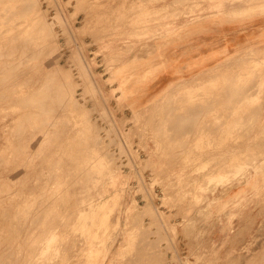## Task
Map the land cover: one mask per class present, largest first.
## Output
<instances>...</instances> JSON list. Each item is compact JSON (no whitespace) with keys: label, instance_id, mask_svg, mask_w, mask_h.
I'll use <instances>...</instances> for the list:
<instances>
[{"label":"rangeland","instance_id":"1","mask_svg":"<svg viewBox=\"0 0 264 264\" xmlns=\"http://www.w3.org/2000/svg\"><path fill=\"white\" fill-rule=\"evenodd\" d=\"M177 1L0 0V264H264V137L249 131L253 108L264 107V60L252 49L227 52L207 73H191L189 87H159L147 62L178 19L238 16L230 2L242 0ZM247 2L264 10V0ZM26 18L19 35L13 28ZM196 214L207 218L200 233L189 232Z\"/></svg>","mask_w":264,"mask_h":264},{"label":"crops","instance_id":"2","mask_svg":"<svg viewBox=\"0 0 264 264\" xmlns=\"http://www.w3.org/2000/svg\"><path fill=\"white\" fill-rule=\"evenodd\" d=\"M230 3L231 8H235L240 15L227 17L214 13V15L194 19L183 17L178 19L176 31L173 29L172 33L171 30L167 32L165 47L154 51L150 56L153 59L147 62V64L156 65L155 72L158 70L159 87H189L191 81L186 78L191 73L200 74L216 67L218 60L222 59L227 52L234 56L244 53L243 50L252 49L258 59L264 60V10L250 11L247 0ZM245 10L247 11L243 12ZM158 55L162 56L159 61L160 67L155 61ZM261 71L264 72V70ZM252 111L256 127L249 130L250 135L264 137V107L262 114L260 108H253ZM260 114L261 119L258 117ZM257 146L260 145L255 147ZM230 191L237 192L238 187L235 186ZM207 216L210 218L212 215ZM194 218L195 224L190 226L193 228L189 232L200 233L206 227L207 218H204L202 214H196ZM243 224L239 221L237 227L248 225ZM216 235L217 238H221L223 234L217 230Z\"/></svg>","mask_w":264,"mask_h":264},{"label":"bare ground","instance_id":"3","mask_svg":"<svg viewBox=\"0 0 264 264\" xmlns=\"http://www.w3.org/2000/svg\"><path fill=\"white\" fill-rule=\"evenodd\" d=\"M2 1H3V0H1V3H2ZM16 1H17V0H16ZM24 1H25V0H24ZM26 1H27V0H26ZM174 1H175V0H174ZM178 1H180V0H178ZM178 1H177V3H178ZM20 2H21V1H20ZM22 2H23V1H22ZM35 2H36V1H35ZM7 3H8V2L6 1V5H7ZM27 3H28V2H27ZM16 4H17V3H16ZM18 4H19V3H18ZM18 4H17V5H18ZM31 4H32V2H31ZM2 5H3V3H2ZM2 5H1V7H2ZM21 5H22V4H21ZM21 5H20V6H21ZM32 7H33V6H31V10H32ZM36 7H37V6H36ZM2 8H3V7H2ZM16 8H17V6H16ZM23 8H24V7H23ZM25 8L27 9V7H25ZM25 8H24V11H25ZM38 8H39V7H38ZM36 9H37V8H36ZM36 9H35V11H36ZM3 10H4V9H3ZM12 10H14V9L12 8ZM15 10H16V9H15ZM22 10H23V9H22ZM27 10H28V9H27ZM24 11H23V12H24ZM9 12H11V11H9ZM12 12H14V11H12ZM20 12H21V11H20ZM3 13H4V11H3ZM0 14H1V13H0ZM6 14H7V13H6ZM16 14L19 15L20 13L18 14V13H17V10H16ZM174 14H175V13H174ZM4 15H5V14H4ZM7 15H9V14H7ZM7 15H6V17H7ZM21 15H22V14H21ZM21 15H20V16H21ZM36 15H37V14H36ZM2 17H3V15H2ZM17 18H18V16H17ZM23 18H24V17H23ZM29 18H30V17H29ZM3 19H4V18H3ZM5 19H6V18H5ZM5 19H4V22H5ZM19 19H20V18H19ZM21 19H22V17H21ZM41 19H42V18H41ZM16 20H17V19H16ZM28 20H29L28 18H26V19L24 20V25L22 26V28L16 27V28H13V29H15V31H17V32H19L18 30H21V29H22V30H25V31L27 32V30H28L27 28H28V26H29V22H30V20H29V21H28ZM33 20H34V19H33ZM8 21H9V20H8ZM8 21H7V22H8ZM19 21H21V20H18V21H17V24H18ZM31 21H32V20H31ZM7 22H6L5 25H8L9 22H8V23H7ZM45 23H46V22H45ZM20 24H21V23H20ZM33 24H35V23L31 22L30 26H32ZM43 24H44V23H43ZM43 24H42V25H43ZM9 25H10V27H11V22L9 23ZM9 25H8V26H9ZM39 25H40V24H39ZM2 26H3V25H2ZM8 26H7V29H8ZM34 26H35V25H34ZM37 27H38V26H37ZM32 28H34V27L32 26ZM32 28H31V29H32ZM40 28H41V25H40ZM9 29H10V28H9ZM9 29H8V30H9ZM11 29H12V28H11ZM29 29H30V28H29ZM34 29H35V28H34ZM22 30H21V31H22ZM38 30H39V29H38ZM50 30H51V29H50ZM13 31H14V30H13ZM29 31H30V30H29ZM29 31H28V32H29ZM2 32H3V30H2ZM2 32H1V34H2ZM31 32H33V30H32ZM34 32H35V31H34ZM13 33H14V32H13ZM37 33H38V31H37ZM47 33H48V31H47ZM20 34H21V32H19V35H20ZM30 35H31V34H29V37H30ZM34 35H35V34H34ZM34 35H33V39H34ZM51 35H52V34H51ZM0 36H1V35H0ZM25 36H26V35H24V37H25ZM31 36H32V35H31ZM39 36H40V34H39ZM48 36H49V34L47 35V37H48ZM10 37H11V36H10ZM15 37H16V34H15ZM41 37H42V36H41ZM47 37H46V38H47ZM50 37H51V36H50ZM0 38H1V37H0ZM13 38H14V37H13ZM13 38L11 37V39H13ZM18 38H19V37H18ZM25 38H26V37H25ZM27 38H28V37H27ZM53 38H54V37H53ZM9 39H10V38H9ZM22 39H23V38H22ZM4 40H5V42H6V39H4ZM23 40H24V39H23ZM37 40H38V37H37ZM45 40H46V39H45ZM19 41H20V40H19ZM27 41H28V40H27ZM27 41H25V42H27ZM29 41H30V40H29ZM39 41L42 42V40H38V43H39ZM52 41H53V40H52ZM54 41H55V40H54ZM10 42L12 43V40H10ZM31 42H33V40H32ZM8 43H9V41H8ZM5 44H6V43H5ZM12 44H13V43H12ZM14 44H15V43H14ZM22 44H23V43H22ZM22 44H21V45H22ZM28 44H29V42H28ZM46 44H47V42L45 43V46H46ZM2 45H4V44L2 43ZM33 45H34V44H33ZM54 45H55V43H54ZM28 46H29V45H28ZM37 46H38V45H37ZM16 47H17V46H16ZM24 47H25V46H24ZM32 47H33V46H32ZM51 47H52V46H51ZM22 48H23V47H22ZM27 48H28V47H27ZM41 48H42V47H41ZM41 48H40V49H41ZM38 49H39V48H38ZM40 49H39V52H40ZM44 49H45V48H44ZM44 49H43V50H44ZM244 49H245V48H244ZM23 50H24V48H23ZM45 50H46V49H45ZM50 50H51V49H50ZM8 51H9V50H8ZM15 51H16V50H15ZM32 51H34V50H32ZM46 51H47V50H46ZM9 52H10V51H9ZM37 53H38V50H37ZM40 53H41V52H40ZM46 53H47V52H46ZM10 54H11V52H10ZM12 54H13V52H12ZM7 55H8V54H7ZM14 55H15V54H14ZM40 55H41V54H40ZM8 56H9V55H8ZM37 56H38V55H37ZM26 57H27V56H26ZM39 57H40V56H39ZM3 58H5V57H3ZM6 58H7V56H6ZM16 58H17V56H16ZM16 58H15V59H16ZM24 58H25V57H24ZM35 58H36V55H35ZM227 58H229V57H227ZM25 59H26V58H25ZM30 59H31V58H30ZM3 60H4V59H3ZM20 60H21V59H20ZM26 60H27V59H26ZM40 60H41V59H40ZM224 60H225V59H224ZM22 61H23V60H22ZM222 61H223V60H222ZM11 62H12V61H11ZM25 62H26V61H25ZM219 62H220V61H219ZM225 62H226V61H225ZM7 63H8V62H7ZM12 63H13V62H12ZM17 63H18V62H17ZM20 63H21V62H20ZM27 63H29L28 60H27ZM4 64H5V63H4ZM4 64H3V62H2V66H3ZM9 64H10V63H9ZM11 65H12V64H11ZM18 65H19V64H18ZM34 65H35V64H34ZM13 66H14V65H12V67H13ZM16 67H17V66H16ZM25 67H26V66H25ZM29 67H30V66H29ZM0 68H1V67H0ZM7 68H8V67L6 66L5 71H6ZM9 68H10V67H9ZM14 68H15V67H14ZM15 69H16V68H15ZM22 69H23V68H22ZM24 69H25V68H24ZM215 69H217V68H215ZM26 70H27V69H26ZM208 70H209V69H208ZM211 70H212V69H211ZM211 70H210V71H211ZM5 71H3V72H5ZM205 71H206V70H205ZM6 72H7V71H6ZM1 73H2V72H1ZM1 73H0V74H1ZM7 73H9V72H7ZM12 73H13V72H12ZM206 73H207V71H206ZM5 74H6V73H5ZM45 74H46V73H45ZM204 74H205V73H204ZM12 75H13V74H12ZM18 75H19V74H18ZM205 75H206V74H205ZM2 78H3V77H2ZM15 79H16V78H15ZM194 79H196V78H194ZM197 79H199V77H198ZM13 80H14V79H13ZM42 81H43V80H42ZM47 81H48V80H47ZM43 82H44V81H43ZM183 82H184V81H183ZM192 82H193V81H192ZM185 83H187V82H185ZM188 83H189V82H188ZM15 84H16V83H15ZM20 85L22 86V84H20ZM42 85H45V82H44ZM47 85H48V84H47ZM11 86H12V85H11ZM21 86H20V87H21ZM9 87H10V86H9ZM17 87H19V86H17ZM39 87H40V83H39ZM40 88H41V87H40ZM33 90H35V89H33ZM59 90H60V89H59ZM61 90H63V89H61ZM64 90H65V88H64ZM238 90H239V89H238ZM40 91H41V93H42L43 90L40 89L39 92H40ZM227 91H228V89H227ZM233 91H234V90H233ZM0 92H1V89H0ZM8 92H9V91H8ZM16 92H17V90H16ZM44 92H45V91H44ZM47 92H48V91H47ZM27 93H28V92H27ZM34 93H35V92H34ZM5 94H6V93H5ZM29 94H31V93H28V95H29ZM42 94H43V93H42ZM0 95H1V94H0ZM38 95H39V94H38ZM49 95H50V94H49ZM191 95H192V94H191ZM191 95H190V96H191ZM41 96H42V95H41ZM45 96H46V95H45ZM66 96H68V95H66ZM0 97H1V96H0ZM3 97H4V96H3ZM63 97H65V96H62V98H63ZM68 97H69V96H68ZM16 98H17V97H16ZM31 98H32V97H31ZM35 98H36V97H35ZM35 98H34V100H35ZM45 98H46V97H45ZM59 98H60V96H59ZM0 99H1V98H0ZM23 99H24V98H23ZM28 99H29V98H28ZM60 99H61V98H60ZM65 99H67V98L65 97ZM47 100H48V98H47ZM49 100H50V99H49ZM49 100H48V101H49ZM69 100H70V98H69ZM26 101H27V100H26ZM67 101H68V100H66L65 102L67 103ZM72 101H74V100H72ZM17 102H18V101H16V103H17ZM28 102H30V101L28 100ZM36 102H37V101H36ZM63 102H64V101H62V103H63ZM165 102H166V101H165ZM11 103H12V102H11ZM31 103H32V102H31ZM46 103H47V101H46ZM49 103H52V102L49 101ZM62 103L60 102V104H62ZM163 103H164V102H163ZM187 103H188V100H187ZM6 104H7V103H6ZM23 104H24V102H23ZM28 104H29V103H27V105H28ZM63 104H64V103H63ZM71 104H73V103H71ZM20 105H21V104H20ZM253 105H254V104H253ZM31 106H32V104H31ZM33 106H34V105H33ZM255 106H256V105H255ZM10 107H11V106H10ZM10 107H9V108H10ZM25 107H26V106H25ZM41 107H42V106L40 105V108H41ZM194 107H195V106H194ZM7 108H8V107H7ZM14 108H15V107H14ZM17 108H18V107H17ZM42 108H43V107H42ZM4 109H6V107H5ZM34 109H35V107H34ZM186 109H187V108H186ZM250 109H251V107L249 108V110H250ZM1 110H2V109H1ZM1 110H0V112H1ZM47 110H48V109H47ZM194 110H195V109H194ZM176 111H177V109H176ZM38 112H39V110H38ZM41 112H42V111H41ZM184 112H185V110H184ZM189 112H190V111H189ZM247 112H248V111H247ZM31 113H32V112H31ZM35 113H36V112H34V114H35ZM42 113H43V112H42ZM175 113H176V112H175ZM193 113H194V112H193ZM200 113H201V111H200ZM203 113H204V112H203ZM23 114H24V113H23ZM27 114H28V113H27ZM40 114H41V113H40ZM45 114H47V113L45 112L44 115H45ZM187 114H188V113H187ZM205 114H206V113H205ZM247 114H248V113H247ZM35 115H36V114H35ZM37 115H39V114L37 113ZM37 115H36V117H37ZM169 115H170V114H169ZM24 116H25V115H24ZM24 116H23V117H24ZM30 117H31V114H30ZM32 117H33V116H32ZM258 117H259V116H258ZM17 118H18V117H17ZM17 118H16V119H17ZM42 118H43V117H42ZM42 118H41V119H42ZM168 118H169V117H168ZM16 119H15V120H16ZM19 119H20V118H19ZM30 119H31V118H30ZM39 119H40V117H39ZM178 119H179V118H178ZM23 120H25V118H24ZM32 120H33V119H32ZM180 120H181V119H180ZM187 120H188V119H187ZM189 120H192V119H189ZM235 120H236V119H235ZM18 121H19V120H17V122H18ZM193 121H195V120H193ZM196 121H197V120H196ZM255 121H256V120H255ZM21 122H22V119H21ZM40 122H41V121H40ZM181 122H182V121H181ZM186 122H187V121H186ZM236 122H237V121H236ZM24 123H26V120H25V122H23V124H24ZM27 123H28V122H27ZM27 123H26V124H27ZM36 123H37V122H36ZM38 123H39V121H38ZM171 123H172V122H171ZM182 123H183V122H182ZM194 123H195V122H194ZM208 123H209V121H208ZM246 123H247V122H246ZM172 124H173V123H172ZM178 124H179V123H178ZM21 125H22V124H21ZM52 125H53V123H52ZM174 125H175V124H174ZM181 125H182V124H181ZM189 125H190V123H189ZM30 126H31V125H30ZM50 126H51V125H50ZM177 126H178V125H177ZM182 126H183V125H182ZM190 126H191V125H190ZM20 127H21V126H20ZM38 127H39V125H38ZM180 127H181V126H180ZM185 127H187V126H185ZM14 128L16 129V127H14ZM22 128H23V127H22ZM36 128H37V127H36ZM86 128H87V127H86ZM88 128H89V126H88ZM39 129H40V127H39ZM37 130H38V129H37ZM91 130H92V128H91ZM173 130H174V129H173ZM21 131H24V132H25V130H21ZM92 131H93V130H92ZM27 132H28V131H27ZM15 133H16V130H15ZM35 133H36V134H35V135H36V138H38L40 135L38 136V135H37V132H35ZM40 133H41V132H40ZM180 133H181V132H180ZM183 133H184V132H183ZM186 133H187V132H186ZM190 133H191V132H190ZM13 134H14V133H13ZM21 134H22V132H21ZM38 134H39V132H38ZM31 135H32V136H30V137L32 138V137L34 136V133L31 134ZM170 135H172V134H170ZM173 135H174V134H173ZM182 135H183V134H182ZM18 136H19V135H18ZM86 136L88 137V135H86ZM176 136H177V135H176ZM178 136H179V135H178ZM180 136H181V134H180ZM180 136H179V137H180ZM19 137H21V135H20ZM49 137H51V136H49ZM33 138L35 139V137H33ZM90 138H91V137H90ZM175 138H176V137H175ZM95 139H96V138H95ZM170 139H171V137H170ZM173 139H174V138H173ZM168 140H169V139H168ZM43 141H44V140H43ZM45 141H46V140H45ZM92 141H93V137H92ZM92 141L90 142V140H89V142L91 143V145H92V143H93ZM171 141H172V140H171ZM171 141H170V142H171ZM10 142H11V141H10ZM172 142H173V141H172ZM11 143H12V142H11ZM18 143H19V142H17V144H18ZM183 143H184V142H183ZM39 144H40V143H39ZM55 144H56V143H55ZM21 145H22V144H21ZM24 145H25V144H24ZM35 145H36V144H35ZM56 145H57V144H56ZM93 145H94V144H93ZM182 145H183V144H182ZM6 147H7V145H6ZM6 147H4V150H5ZM19 147H21V146H19ZM36 147H37V146H36ZM8 148H9V147H8ZM10 148H11V147H10ZM181 148H182V147H181ZM187 148H188V147H187ZM14 149H16V148H14ZM25 149H26V148H25ZM33 149H34V148H33ZM72 149H73V148H72ZM94 149H95V147H94ZM16 150L18 151V148H17ZM80 150H81V149H80ZM83 150H85V149L83 148ZM86 150H87V149H86ZM23 151H24V150H23ZM38 151H39V150H38ZM38 151H37V152H38ZM42 151H43V150H42ZM68 151H69V149H68ZM81 151H82V150H81ZM96 151H98L97 148H96ZM86 152H87V151H86ZM89 152H90V155L93 154V153L91 154V151H89ZM21 153H22V152H21ZM65 153H66V152H65ZM82 153H83V152H82ZM29 154H30V153H29ZM68 154H69V153H68ZM97 154H98V153H97ZM5 155H6V154H5ZM7 155H8V154H7ZM60 155H62L61 152H60ZM84 155H85V153H84ZM84 155H83V156H84ZM90 155H89V158L91 159V156H90ZM176 155H177V154H176ZM87 156H88V155H87ZM92 156H93V155H92ZM171 156H172V155H171ZM3 157H4V156H3ZM5 157H6V156H5ZM36 157H37V155H36ZM16 158H17V157H16ZM96 158H97V157H96ZM1 159H2V158H1ZM10 159H11V158H10ZM83 159H84V158H83ZM97 159H98V158H97ZM97 159L94 158L95 161H96ZM64 160H66V159H64ZM88 160H89V159H88ZM94 160H93V162L95 163ZM98 160H99V159H98ZM86 161H87V159H86ZM90 161H92V160H90ZM100 161H101V160H100ZM100 161H99V162H100ZM102 161H103V160H102ZM102 161H101L100 163H98V164H101ZM3 162H4V161H3ZM77 162H79V161H77ZM81 162H82V161L80 160V163H81ZM87 162H88V161H87ZM97 162H98V161H97ZM105 162H108V160H106ZM111 162H112V161H111ZM111 162H110V163H111ZM15 163H16V162H15ZM75 163H76V162H75ZM82 163H84V162H82ZM71 164H72V163H71ZM20 165H21V164H20ZM93 165H94V164H93ZM104 165L106 166V164H104ZM21 166H22V165H21ZM68 166H69V165H68ZM96 166H97V163H96ZM96 166H95V168H96ZM101 166H102V167H101V173L104 171L103 173H105L106 175L108 174L107 176H109V178H110V180H111V183L114 184V181H115L116 179H118V178L116 177L117 175H116L115 173L110 172V171L113 170V169H109V170H107V173H106L105 168L103 167V164H102ZM74 167H75V166H74ZM87 167H88V165H87ZM106 167H108V166H106ZM20 168H21V167H20ZM52 168H53V167H52ZM67 168H69V167H67ZM115 168H116V167H115ZM169 168H170V167H169ZM70 169H71V168H70ZM88 169H89V167H88ZM107 169H108V168H107ZM64 170H65V168H64ZM72 170H73V169H72ZM80 170H82V169H79V175H80ZM89 170H90V169H89ZM96 170H99V168L96 169ZM96 170H95V171H96ZM69 171H70V170H69ZM91 171H92V170H91ZM113 171H114V170H113ZM191 171H192V170H191ZM60 172H61V171H60ZM66 172H67V171H66ZM81 173H82V175H81L79 178H81L82 181H83L84 177H86V175H85L84 177H82V176L85 174V171H82ZM83 173H84V174H83ZM99 173H100V171H99ZM99 173H98V175H99ZM70 174H71V172H70ZM75 174L77 175V173H75ZM88 174H89V173H88ZM88 174H87V175H88ZM96 174H97V172H96ZM96 174H95V176H96ZM105 174H104V175H105ZM189 174H190V172H189ZM182 175H183V174H182ZM52 176H53V175H52ZM66 176H67V175H66ZM70 176H71V175H70ZM93 176H94V175H93ZM44 177H45V176H44ZM98 177H99V176H97V178H98ZM168 177H169V176H168ZM75 178H76V177H75ZM88 178H89V177H88ZM88 178H87V179H88ZM46 179H47V178H46ZM77 179H78V178H77ZM90 179H91V178H90ZM93 179H96V178H93ZM43 181H44V180H43ZM82 181H81V182H82ZM96 181H97V180H95V183H96ZM99 181H102V180H99ZM47 182H48V181H47ZM56 182H57V181H56ZM66 182H67V181H66ZM70 183H71V182H70ZM83 183H85V182H83ZM92 183H93V182H92ZM92 183H91V185H92ZM1 184H2V183H1ZM40 184H41V183H40ZM51 184H52V183H51ZM53 184H54V183H53ZM66 184H67V183H66ZM78 184H82V183L79 182ZM97 184H99V183H97ZM107 184H108V182H107ZM109 184H110V182H109ZM42 185H43V184H42ZM44 185H45V182H44ZM76 185H77V184H76ZM76 185H75V186H76ZM93 185H94V184H93ZM93 185H92V186H93ZM57 186H58V185H57ZM68 186H69V185H68ZM73 186H74V184H73ZM86 186H87V185H86ZM49 187H50V186H49ZM63 187H64V186H63ZM65 187H66V186H65ZM69 187H70V186H69ZM77 187H78V189H79V187H80L81 190H83V188L85 187V184H84L83 187H82L81 185H79V186H77ZM5 188H6V187H5ZM40 189H41V187H40ZM56 189H57V187H56ZM56 189H55V190H56ZM69 189H71V191H72V189L74 190L75 188L72 187V188H69ZM94 189H95V188H94ZM0 190H1V189H0ZM55 190H54V191H55ZM85 190H86V188H84V190L81 191V192H84ZM66 191L68 192V189H67ZM76 191H77V189H76ZM86 191L88 192V189H87ZM67 192H66V194H67ZM69 192H70V190H69ZM64 193H65V192H64ZM74 193H75V191H74ZM77 193H78V192H77ZM84 193H85V192H84ZM84 193H81V194H84ZM69 194H71V193H69ZM81 194H80V196H81ZM41 195H42V194H41ZM39 196H40V194H39ZM39 196H38V197H39ZM48 196H49V195H48ZM65 196H66V195H65ZM82 196H83V195H82ZM90 196H91V195H90ZM71 197H72V195L70 196V198H71ZM46 198H47V197H46ZM59 198H60V197H59ZM62 198H63V197H62ZM64 198H65V197H64ZM67 198L69 199V195H68V197H66V201H67ZM76 198H77V197H76ZM6 199H7V198H6ZM11 199H12V198H11ZM33 199H34V198H33ZM48 199H49V197H48ZM50 199H51V198H50ZM77 199H78V198H77ZM82 199H84V196L82 197ZM35 200H36V198H35ZM44 200H45V198H44ZM80 200H81V198H80ZM45 201H46V200H45ZM50 201L52 202V200H50ZM63 201H64V199H63ZM75 201H76V200H75ZM31 202H32V201H31ZM61 202H62V201H61ZM78 202H81V201H78ZM78 202H77V203H78ZM82 202H83V200H82ZM44 203H45V202H44ZM30 204H31V203H30ZM34 204H35V203H34ZM40 204H42V203H40ZM46 204H47V203H46ZM51 204H52V203H51ZM83 204H84V202H83ZM85 204H86V202H85ZM61 205H63V204H61ZM70 205H71V204H70ZM73 205H74V203H73ZM40 206H41V205H40ZM71 206H72V205H71ZM71 206H70V207H71ZM77 206H78V208H79L80 205L77 204ZM77 206H76V208H77ZM28 207H29V205H28ZM28 207H27V209H28ZM43 207H44V206H43ZM45 207H47V206H45ZM36 208H37V207H36ZM36 208H35V209H36ZM76 208H75V210H76ZM78 208H77V209H78ZM80 208H81V207H80ZM80 208H79V210H80ZM92 208H93V205L91 204V205L89 206V211H90ZM42 209H43V208H42ZM42 209H41V210H42ZM71 209H72V208H71ZM81 209H82V208H81ZM24 210H26V209H24ZM29 210H30V208H29ZM43 210H44V209H43ZM68 210H70V209H68ZM38 211H39V209H38ZM44 211H45V210H44ZM44 211H43V212H44ZM73 211H74V209H73ZM28 212H29V211H28ZM52 212H53V211H52ZM35 213L38 214L39 212L36 211ZM41 213H42V212H41ZM44 213H45V212H44ZM56 213H57V212H56ZM60 213H61V211H60ZM76 213H77V212H76ZM23 214H24V216L26 215L24 212H23ZM49 214H50V213H49ZM71 214H72V213H71ZM134 214H135V213H134ZM154 214H155V213H153V215H154ZM28 215H29V214H28ZM42 215H43V214H42ZM44 215H48V214H44ZM51 216H52V214H51ZM72 216H73V215H72ZM72 216H71V217H72ZM131 216H132V215H131ZM155 216L157 217V215H155ZM155 216H152V215H151V217H153V218H154ZM13 217H14V216H12L11 218H13ZM17 217H18V215H17ZM39 217H40V215H39ZM43 217H44V216H43ZM47 217H48V216H47ZM66 217H67V220H69V217H70V216H66ZM135 217H136V216H135ZM14 218H15V217H14ZM34 218H36V217H34ZM51 218H52V217H51ZM132 218H134V216H133ZM153 218H152V219H153ZM40 219H41V218H40ZM46 219H47V218H46ZM54 219H55V218H54ZM134 219H135V218H134ZM156 219L159 221V218H158V217H157ZM36 220H37V219H36ZM42 220H43V219H42ZM137 220H138V219H137ZM154 220H155V219H154ZM46 221H47V220H46ZM65 221H66V220H65ZM65 221H64V222H65ZM134 221H136V220H134ZM138 221H139V220H138ZM35 222H36V221H34V223H35ZM67 222H68V221H67ZM159 222H160V221H159ZM34 223H33V224H34ZM37 223H38V222H37ZM44 223H45V222H43V224H44ZM53 223H54V222H53ZM59 223H60V222H59ZM140 223H141V222H140ZM16 224H17V223H16ZM31 224H32V223H31ZM40 224H41V223H38V225H40ZM49 224L52 225V222L49 223ZM60 224H61V223H60ZM64 224H65V223H64ZM130 224H131V223H130ZM138 224H139V223H138ZM138 224L136 225L137 227H138ZM44 225H45V224H44ZM55 225H56V223H55ZM57 225H58V223H57ZM16 226H17V225H16ZM53 226H54V225H53ZM62 226H63V225H62ZM131 226H132V225H131ZM9 227H10V226H9ZM47 227H48V229L50 228V226H48V224H47ZM55 227H56V226H54V229H55ZM134 227H135V226H134ZM44 228H45V227H44ZM44 228H43V229H44ZM135 228H136V227H135ZM144 228H145V227H144ZM7 229H8V228H7ZM27 229H28V228H27ZM36 229H38V228H36ZM132 229H134V228H132ZM140 229H141V228H140ZM148 229H149V228H148ZM11 230H12V229H11ZM52 230H53V229H51V231H52ZM135 230H136V229H135ZM34 231H35V229H34ZM44 231H45V230H44ZM49 231H50V230H49ZM54 231H56V229H55ZM144 231H145V230H143V232H142L143 234H142V235H145V234H144V233H145ZM147 231H148V230H146V232H147ZM1 232H2V231H1ZM37 232H38V231H37ZM52 232H53V231H52ZM130 232H131V231H130ZM6 233H7V232H6ZM13 233H15V232H13ZM17 233H18V232H17ZM24 233H25V232H24ZM45 233H46V231H45ZM48 233H49V232H48ZM99 233H100V232H99ZM134 233H136V232L133 231V234H134ZM138 233H139V232H138ZM32 234H33V232H32ZM37 234H38V233H37ZM64 234H65V233H64ZM147 234H148V232H147ZM7 235H8V233H7ZM13 235H14V234H13ZM97 235H98V234H97ZM48 236H49V234H48ZM63 236H64V235H63ZM55 237H56V236H55ZM146 237H147V236H146ZM45 238H46L47 241L50 240V237H49V238L45 237ZM139 238H140V236H139ZM10 239H11V238H10ZM56 239H57V237H56ZM130 239H131V238H130ZM130 239H129V240H130ZM34 240H35V239H34ZM37 240H38V239H37ZM46 240H44V242H45ZM52 240H54L53 236H52ZM52 240H51V241H52ZM137 240H138V238L136 239V241H137ZM139 240H140V239H139ZM139 240H138V241H139ZM143 240H145V239H143ZM143 240H142V243H143ZM3 241H4V239H3ZM7 241H8V240H7ZM7 241H6V242H7ZM47 241H46V242H47ZM51 241H50V242H51ZM56 241H57V240H56ZM56 241H55V242H56ZM60 241H61V240H60ZM31 242H32V241H31ZM55 242H54V243H55ZM133 242H134V240H133ZM146 242H147V240H146ZM7 243H9V242H7ZM38 243H39V242H38ZM57 243H58V242H57ZM154 243H155V240H154ZM52 244H53V243H52ZM52 244H51V246L54 245V247H55V244H53V245H52ZM132 244H133V243H132ZM146 244H147V243H146ZM3 245H4V243H3ZM3 245H2V246H3ZM27 245H28V244H27ZM30 245H31V244H30ZM43 245H44V244H43ZM46 245H47L48 248H49V250H47V252H48V254L50 255V252H49V251H50V248H51V247L49 246V244H46ZM148 245H149V241H148ZM151 245H152V244H151ZM151 245H149V248L151 247ZM7 246H8V245H7ZM16 246H17V245H16ZM16 246H15V248H16ZM32 246H33V245H32ZM134 246H135V244H134ZM141 246H142V245H141ZM27 247H28V246H27ZM30 247H31V246H30ZM43 247H44V246H43ZM137 247H138V246H137ZM152 247H153V246H152ZM152 247H151V248H152ZM9 248H10V247H9ZM46 248H47V247H46ZM135 248H136V247H135ZM145 248L147 249V247H145ZM145 248H142V249H140V250L143 251V249H145ZM151 248H150V251H151ZM39 249H40V248H39ZM41 249H42V248H41ZM53 249H54V248H53ZM138 249H139V248H137V252H136V253L140 252ZM33 250H34V249H33ZM147 250H148V251H147ZM147 250H146V251L149 252V249H147ZM14 251H15V249H14ZM28 251H29V250H28ZM37 251H39V250H37ZM43 251H44V253H45V249H44ZM119 251H120V250H119ZM119 251H117L115 255L119 256ZM51 252H52V251H51ZM53 252H54V251H53ZM147 252H143V253H147ZM15 253H16V252H15ZM42 253H43V252H42ZM151 253H152V252H150V254H151ZM154 253L156 254V252H154ZM154 253H153V254H154ZM2 254H3V253H2ZM36 254H37V253H36ZM38 254H39V253H38ZM48 254H47V256H49ZM53 254H54V253H53ZM53 254H52V255H53ZM133 254H134V253H133ZM138 254H139V253H138ZM141 254H142V253L140 252V254H139L140 256H139V257H140L141 259H143L144 257H145V259L149 258V256H147V255H146L147 257H146V256H143V257H142L143 254H142V255H141ZM147 254H148V253H147ZM18 255H20L19 252H18ZM27 255H28V254H27ZM40 255H41V253H40ZM52 255H50V257H51ZM134 255H135V254H134ZM136 255H137V254H136ZM136 255H135V258H136ZM6 256H7V254H6ZM10 256H11V255H10ZM24 256H25V254H24ZM35 256H36V255H35ZM44 256H45V254H44ZM150 256H152V255H150ZM7 257H8V256H7ZM36 257H37V256H36ZM38 257H39V256H38ZM38 257H37V258H38ZM41 257H43V256L41 255L40 258H41ZM155 257H156V256H155ZM4 258H5V257H4ZM45 258H46V257H45ZM51 258H52V257H51ZM151 258H152V257H151ZM23 259H24V257H23ZM33 259H34V257H33ZM52 259H53V258H52ZM154 259H156V258H154ZM26 260H27V259H26ZM42 260H43V258H42L41 260L38 259V260H36V261L38 262V261H42ZM50 260H51V259H50ZM132 260H133V259H132ZM134 260H135V259H134ZM150 260H151V259H150ZM135 261H136V260H135ZM148 261H149V259H148ZM3 262H4V261H3ZM7 262H8V261H7ZM13 262H14V261H13ZM42 262H43V261H42ZM126 262H127V261H126ZM128 262H129V261H128ZM128 262H127V263H128ZM131 262H132V261H131ZM133 262H134V261H133ZM150 262H152V261H150ZM4 263H5V262H4ZM135 263H136V262H135ZM135 263H134V264H135ZM137 263H138V262H137ZM139 263H140V262H139ZM43 264H44V263H43ZM45 264H46V262H45ZM130 264H131V263H130Z\"/></svg>","mask_w":264,"mask_h":264}]
</instances>
